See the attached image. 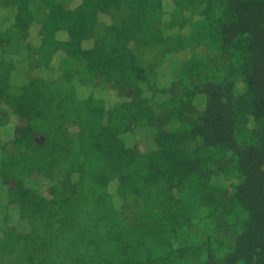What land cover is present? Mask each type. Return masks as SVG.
Masks as SVG:
<instances>
[{
	"label": "trees",
	"instance_id": "1",
	"mask_svg": "<svg viewBox=\"0 0 264 264\" xmlns=\"http://www.w3.org/2000/svg\"><path fill=\"white\" fill-rule=\"evenodd\" d=\"M0 264H264V0H0Z\"/></svg>",
	"mask_w": 264,
	"mask_h": 264
},
{
	"label": "rangeland",
	"instance_id": "2",
	"mask_svg": "<svg viewBox=\"0 0 264 264\" xmlns=\"http://www.w3.org/2000/svg\"><path fill=\"white\" fill-rule=\"evenodd\" d=\"M137 138H140V137H137ZM142 146H146L147 144V140L146 139H140V140H137Z\"/></svg>",
	"mask_w": 264,
	"mask_h": 264
}]
</instances>
